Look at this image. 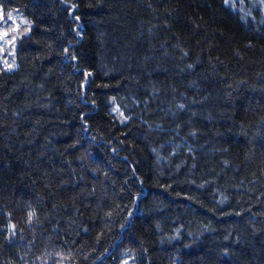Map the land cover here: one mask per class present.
<instances>
[{"label": "trees", "instance_id": "16d2710c", "mask_svg": "<svg viewBox=\"0 0 264 264\" xmlns=\"http://www.w3.org/2000/svg\"><path fill=\"white\" fill-rule=\"evenodd\" d=\"M0 10V264H264V0Z\"/></svg>", "mask_w": 264, "mask_h": 264}, {"label": "rangeland", "instance_id": "374dc122", "mask_svg": "<svg viewBox=\"0 0 264 264\" xmlns=\"http://www.w3.org/2000/svg\"><path fill=\"white\" fill-rule=\"evenodd\" d=\"M8 13H11L12 19L9 20L7 18ZM0 14H2L3 19L0 20V32L11 29L13 27H18V31L16 32H9V36L7 38L0 39V48L3 51H0V69L4 70H11L14 68V59H15V44L17 39L28 32L29 30V23L28 21L18 12L8 11L3 12L0 10ZM15 21V24H13ZM15 37V40L12 44L7 43L8 39H12ZM10 65V67H9Z\"/></svg>", "mask_w": 264, "mask_h": 264}, {"label": "snow or ice", "instance_id": "6c2138e0", "mask_svg": "<svg viewBox=\"0 0 264 264\" xmlns=\"http://www.w3.org/2000/svg\"><path fill=\"white\" fill-rule=\"evenodd\" d=\"M225 2L228 3V0H225ZM73 7H75V6L73 5ZM7 18L9 20L12 19L11 13H8ZM2 19H3V16H2V14H0V20H2ZM13 24H15V21H13ZM16 31H18V27H13L11 29L2 31V32H0V39L7 38L9 36V32H13L14 33ZM14 40H15V37L13 36L12 39H8L7 40V43L12 44L14 42ZM0 51H3V49L0 48ZM65 51L67 52V49H65ZM72 59H76V57L73 56ZM9 67H10V65H9ZM88 75H89L88 73H85V76H88Z\"/></svg>", "mask_w": 264, "mask_h": 264}]
</instances>
